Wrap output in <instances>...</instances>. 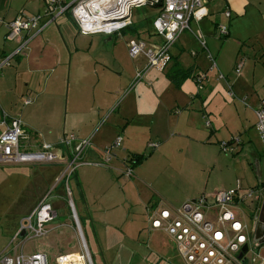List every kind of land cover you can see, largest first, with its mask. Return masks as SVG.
<instances>
[{
    "label": "rangeland",
    "instance_id": "obj_1",
    "mask_svg": "<svg viewBox=\"0 0 264 264\" xmlns=\"http://www.w3.org/2000/svg\"><path fill=\"white\" fill-rule=\"evenodd\" d=\"M66 3H70V0ZM155 12L156 8L141 4L132 7L131 14L134 20L140 22L145 17L153 18ZM129 36L131 32L125 28L119 34L111 35L109 42L99 43L100 46L112 48L115 52L118 59L115 66L117 65L116 68L123 73V82L129 79L130 70L141 61V58L134 59L127 54L125 43ZM141 37L148 40L151 36ZM242 48L250 59L245 62V69L240 70L245 72L244 80L236 81L239 74L236 73L234 65L238 62L233 64L227 50L220 51L218 56H212L217 63L216 68L211 67L212 61L208 58L210 68L204 71L206 78L200 90L205 87H208L210 92L214 90V87H210L211 83L208 85V78L211 76L213 84L216 82L226 88L229 99L223 97L221 91L214 92V97L210 98L212 104L207 108L208 115L201 119L206 135L213 127L211 138L207 139V143L200 145L199 149L189 148L183 157L181 156L182 159L167 162L158 156H152L145 157L136 164L125 161L124 167H131L134 173L128 178L122 173L104 168L78 166L76 172L68 179L70 198L66 194V188L64 198L59 197L58 193L63 188L61 181L49 182L48 171L56 174L61 168L59 164L45 167L32 164L0 165L1 250L12 253V249L21 239H13V227H19L20 221L29 213L24 214V211L48 182L50 186L46 191H51V202L60 204L61 200L65 202L66 208L62 213L58 210L57 216L47 226L56 227L58 224L67 223L70 218L73 229L66 227L59 232L54 229L49 231L50 237L48 234L43 238L28 239L24 243V253H31L43 247L47 264H57V255L68 254L67 250H78L71 253L81 254L84 264H162L167 260L173 264H185L174 242L165 232L155 229L149 231L147 216L150 208L147 211L143 206L146 192L152 196L150 205L166 206L177 205L189 195L213 194L238 186L242 192L255 189L256 192L262 191L264 194V147L255 126V110L264 100V55L257 42L246 43ZM198 49L200 50L199 46ZM244 60L239 62L244 63ZM11 62L13 63L14 59H11ZM219 74H223V78H219ZM63 76L65 80L57 89L37 88L41 93L15 94L11 108L12 113H17L15 115L24 121L33 123L37 131L46 140H53V143L58 141L61 129H65L66 133L70 131L69 128L63 127L68 96L86 92L94 78L89 76L79 80V75L76 77L74 72L69 76L68 64L64 68ZM132 91L131 95H135L136 89ZM26 98L33 99L32 103L24 105L23 100ZM35 105L37 109L34 108ZM58 108L59 110H56ZM23 127L27 132L32 131L26 125ZM221 142L227 145L223 146ZM137 179L142 180V185L136 182L139 181ZM70 199L77 212V223L72 218ZM256 205L257 203L251 200L239 202L237 205L240 218L246 223L249 231L252 229ZM106 235H110L111 240L115 241L112 258L105 251ZM246 257L249 261L253 257L256 262L259 260L251 251Z\"/></svg>",
    "mask_w": 264,
    "mask_h": 264
},
{
    "label": "crops",
    "instance_id": "obj_2",
    "mask_svg": "<svg viewBox=\"0 0 264 264\" xmlns=\"http://www.w3.org/2000/svg\"><path fill=\"white\" fill-rule=\"evenodd\" d=\"M148 5L156 8L153 18L145 17L137 22L131 14V25L126 28L131 32V36L126 39L125 43L128 56H130L128 43L131 40H143L148 46H156L161 42V37L156 34L153 27V20L158 12V4ZM43 9L44 0H0V59L10 55L18 46L16 41L10 42L6 39L7 22L19 17L40 13ZM226 11L229 12L228 16L225 14ZM219 25L226 26L227 33L225 35L218 34L217 28ZM143 35L151 37L144 40L141 37ZM22 36L29 39L25 48L12 58L14 59L13 63L10 61V64L3 66L0 73L1 110L10 117H18L23 126L26 125L32 130L31 132L25 130L31 144H37L40 141L53 143V140H46L37 131L33 123L24 121L20 116L15 115L17 113H12L11 108L15 94L22 92L32 94L31 92H38L37 88L48 90L49 87H55L57 89V86H61L65 80L63 74L67 64L69 76L71 72H74L76 77L79 75V80H84L89 76L94 77L86 92L77 95L73 93L68 96L69 102L66 106L63 127L69 128L70 131L66 133L65 129H61L57 139L59 141L62 136L71 133L80 138L90 136L92 146L88 149L85 158L96 160L99 163L82 164L79 167L104 168L115 171V173L124 174L123 169L125 167L123 164H125V161L135 163L136 156H142L141 161L145 157L158 156V158L171 162L174 159L181 158V156L183 157L189 148L196 147L199 149L200 145L208 142L207 139L211 138V132L214 129L212 127V130L206 135V131L203 130L201 125V119L203 116L208 115L207 108L212 104L210 98L220 91L223 93V97L228 98L229 96L226 93V88H223L221 84L212 83L211 76L208 78V85L211 83L210 87H214V90L210 92L208 87H205L201 91L197 88L194 76L199 72L208 70L210 59L208 54L218 56L217 54L220 51L227 50L230 59L234 62L233 64L245 58L240 70H244L245 62L250 61L246 57V52L242 50L246 43L257 42L264 55V0L207 1L200 10L198 17L190 21V29L181 32L168 52L162 57L160 63L149 69L144 77L135 84H133L134 76L137 70L144 67L145 57L142 55L135 57L141 58V61L130 70L129 79L123 82L124 80L121 79L123 73L116 68L117 65L115 66L118 63L115 52L112 48L106 49L99 44L109 42L112 38L111 35L81 34L69 11L58 15L54 22L49 23L42 30L37 31V28H31L23 32ZM199 36L204 38L206 48L200 45ZM176 66L191 71V75L177 85L168 76L169 72ZM238 74L236 81L246 78L244 77L245 72L240 71ZM133 89H136V94H132V96ZM117 91L118 93H115ZM23 104L29 105L25 104L24 100ZM34 108L37 109V105ZM56 110H59V108ZM206 124L209 126L207 122ZM118 136L122 140L120 147L113 150L110 158L104 161L105 148ZM153 141L157 142V145L148 147V144ZM229 143L230 141L227 144ZM32 165L45 167L53 164ZM59 165H61V168L56 174L51 170L48 171L50 183L52 180L57 181L58 175L61 174L63 167L62 164ZM133 174L132 170L131 176ZM125 177L130 176L125 175ZM76 178L78 180L77 175ZM137 180L139 181L136 182L142 185V180ZM50 183L47 182L43 186L35 200L24 211V214L31 212L49 188ZM64 188L63 185L58 193L59 197L64 198ZM196 197L198 195L186 196L179 204L170 207H178L184 201ZM151 199V194L146 192L143 206L147 211L150 208L147 216L149 231L154 230L150 228V217L158 208L166 206L165 204L150 205ZM59 201L60 204L52 203V206L57 213L58 210L62 213L63 209L66 208L65 202ZM66 227L72 228L70 218L67 223L58 224L56 227L47 226L48 231L45 236L49 234L48 237H50L51 232L49 231L56 229L59 232ZM17 230L18 227L15 225L12 229L14 232L13 237ZM161 231L165 232L164 230ZM165 233L172 240L171 236L167 232ZM3 236L6 237L4 234ZM21 237L22 235L19 238ZM13 239L16 240L17 238ZM25 241L27 240L21 238L12 249L11 254L1 250V247L0 253L5 252L13 255L20 251L24 252ZM104 244L106 254L112 258L114 256L113 246L115 241L111 240L110 235H106ZM43 246L47 247V245ZM34 251H41L46 255L43 247ZM77 251L67 250L68 254ZM166 263L173 264L168 260Z\"/></svg>",
    "mask_w": 264,
    "mask_h": 264
},
{
    "label": "built area",
    "instance_id": "obj_3",
    "mask_svg": "<svg viewBox=\"0 0 264 264\" xmlns=\"http://www.w3.org/2000/svg\"><path fill=\"white\" fill-rule=\"evenodd\" d=\"M209 0H44L42 12L25 17H19L7 22L6 39L16 41L18 46L10 55L0 59V70L10 64L11 59L25 48L28 38L22 33L37 28L42 30L46 25L55 21L63 12L69 11L75 20L81 34L113 35L131 25L132 7L141 4H158V12L153 20V27L161 42L156 46H148L143 40H131L128 43V53L132 58L144 56V67L136 71L133 84L141 80L145 73L157 66L170 46L176 41L181 32L190 29V21L198 17L200 10ZM226 16L229 12H225ZM46 17V18H45ZM219 35H225L227 28L219 25ZM198 41L206 48L202 36ZM211 67L216 68L213 57L208 54ZM242 63L235 66L236 73L240 72ZM223 78V74H219ZM206 78L204 72L194 76L197 88L201 89ZM132 84V85H133ZM25 104L31 103L30 98L24 99ZM256 130L264 147V100L255 110ZM28 133L25 131L18 117H10L0 108V165L32 163V164H62L63 169L57 181H61L66 188V194L71 196L68 186L69 177L82 164H98L96 160H87L85 155L92 146L90 136L78 137L71 133L62 136L57 143L38 142L31 144ZM121 137L105 148L107 161L113 150L121 145ZM157 144L150 142L148 146ZM226 146V143H222ZM64 155V156H63ZM127 176L132 175L131 167L123 169ZM248 189L244 192L238 186L235 189H223L212 195L202 194L196 198L184 201L178 207L163 206L150 217V228L161 229L167 232L174 241L177 251L185 264H264V243L258 246L251 242V233L246 223L240 218L237 208L239 202L257 199L262 191ZM51 191H46L28 215L20 221L13 238L22 240L43 238L48 229L47 224L56 216L52 206ZM69 207L72 218L77 223V215L71 199ZM82 238V236H81ZM83 239V238H82ZM244 245L248 246L241 258ZM251 251L254 257L249 261L246 257ZM64 255L56 258L60 264ZM0 264H47V256L41 251L9 255L0 253ZM168 264V263H164Z\"/></svg>",
    "mask_w": 264,
    "mask_h": 264
},
{
    "label": "water",
    "instance_id": "obj_4",
    "mask_svg": "<svg viewBox=\"0 0 264 264\" xmlns=\"http://www.w3.org/2000/svg\"><path fill=\"white\" fill-rule=\"evenodd\" d=\"M252 222V229L250 231L252 237L251 242L258 246L264 243V195H261L257 202ZM247 249L248 246L244 245L241 253L238 255V258H241L242 254L245 253Z\"/></svg>",
    "mask_w": 264,
    "mask_h": 264
},
{
    "label": "trees",
    "instance_id": "obj_5",
    "mask_svg": "<svg viewBox=\"0 0 264 264\" xmlns=\"http://www.w3.org/2000/svg\"><path fill=\"white\" fill-rule=\"evenodd\" d=\"M190 75H191V71L189 69L183 70L178 68L177 66L174 69H172L168 74L169 78L173 80V82H175L176 85L179 84V82L185 79L186 77H189ZM136 157H137L136 162L133 164L139 163L142 159V156H136Z\"/></svg>",
    "mask_w": 264,
    "mask_h": 264
},
{
    "label": "bare ground",
    "instance_id": "obj_6",
    "mask_svg": "<svg viewBox=\"0 0 264 264\" xmlns=\"http://www.w3.org/2000/svg\"><path fill=\"white\" fill-rule=\"evenodd\" d=\"M83 257L79 253L64 254V257L59 260L60 264H84Z\"/></svg>",
    "mask_w": 264,
    "mask_h": 264
},
{
    "label": "flooded vegetation",
    "instance_id": "obj_7",
    "mask_svg": "<svg viewBox=\"0 0 264 264\" xmlns=\"http://www.w3.org/2000/svg\"><path fill=\"white\" fill-rule=\"evenodd\" d=\"M261 195H263V194H260V195L257 197V199H253V202H254V203H257Z\"/></svg>",
    "mask_w": 264,
    "mask_h": 264
}]
</instances>
